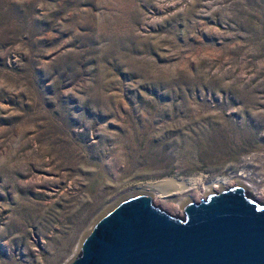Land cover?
Masks as SVG:
<instances>
[{
	"label": "rangeland",
	"instance_id": "obj_1",
	"mask_svg": "<svg viewBox=\"0 0 264 264\" xmlns=\"http://www.w3.org/2000/svg\"><path fill=\"white\" fill-rule=\"evenodd\" d=\"M218 181L264 202V0H0V264H68L118 201L183 217L163 203Z\"/></svg>",
	"mask_w": 264,
	"mask_h": 264
},
{
	"label": "water",
	"instance_id": "obj_2",
	"mask_svg": "<svg viewBox=\"0 0 264 264\" xmlns=\"http://www.w3.org/2000/svg\"><path fill=\"white\" fill-rule=\"evenodd\" d=\"M135 193L107 210L68 264H264V202L241 184L174 216Z\"/></svg>",
	"mask_w": 264,
	"mask_h": 264
},
{
	"label": "bare ground",
	"instance_id": "obj_3",
	"mask_svg": "<svg viewBox=\"0 0 264 264\" xmlns=\"http://www.w3.org/2000/svg\"><path fill=\"white\" fill-rule=\"evenodd\" d=\"M227 185H228V183H225L224 181L223 182L222 181L215 182L210 187H206L204 189V192L200 195L208 194V193H211V192H214L217 190H222V189L226 188ZM148 187H150L151 190L159 192L163 195L170 194L171 192H175V193L184 195V194L188 193L189 190L191 189V184H190V182H188L186 180H180L178 178H167V179H165L159 183H155V184L150 183L148 185ZM260 198L264 199V194L261 195ZM190 200H192L191 197H184V198H181L180 200H178L176 202L166 201L163 204L166 208H168L173 213H175V212L180 213V212H182V209L184 207V203L186 201H190Z\"/></svg>",
	"mask_w": 264,
	"mask_h": 264
}]
</instances>
